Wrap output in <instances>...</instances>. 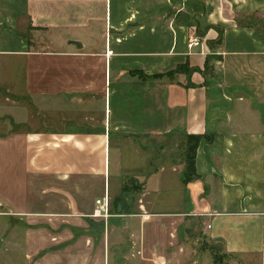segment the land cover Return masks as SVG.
<instances>
[{"label": "crops", "instance_id": "crops-1", "mask_svg": "<svg viewBox=\"0 0 264 264\" xmlns=\"http://www.w3.org/2000/svg\"><path fill=\"white\" fill-rule=\"evenodd\" d=\"M0 118V252L264 264V0H0Z\"/></svg>", "mask_w": 264, "mask_h": 264}, {"label": "rangeland", "instance_id": "rangeland-1", "mask_svg": "<svg viewBox=\"0 0 264 264\" xmlns=\"http://www.w3.org/2000/svg\"><path fill=\"white\" fill-rule=\"evenodd\" d=\"M30 31V29L28 30ZM28 110V109H27ZM16 113V111H15ZM20 114H22L21 112H19ZM28 113H29V110H28ZM30 114H28V117ZM27 117V116H26ZM16 118V117H15ZM17 118H21V119H24L23 116L21 117H17ZM2 118H0V122H1ZM6 120V121H5ZM11 120V119H10ZM5 123L6 126H9L10 128H12V130H15V129H18L19 126H17V124L11 120V122H9V120L7 118H3V120ZM8 124V125H7ZM19 124H27L26 122H19ZM188 141V139H186V142ZM185 143V140L183 141ZM182 142V143H183ZM189 145L192 144V141L188 142ZM133 173H137V172H133ZM129 175V176H128ZM126 175L127 178H125L124 180V191L123 193H134V192H137L138 190H140L142 188V186L140 185H135L134 182L130 179L132 177H134L136 174H128ZM129 178V179H128ZM129 203H125L124 205L125 206H128ZM166 206L165 204L163 203H160L158 204V209H164ZM108 212H109V208H108ZM95 220L97 221H90V220H85L87 221V224L89 225L88 227V230L90 231H87V234L91 233V235L93 236V238L95 240H97V238L99 237V235L101 234V223H102V220L103 221H106L107 219H104V218H95ZM81 224V223H80ZM102 227H103V223H102ZM84 227H76L75 228V235L76 236H82V234H84ZM96 234H98V236L96 237ZM51 251V250H50ZM45 253H48V252H45ZM34 254L33 252H29V257L28 256H25L24 254L20 253V252H16V251H2L0 252V264H35V261H36V257H34ZM42 255L41 253L38 255V257ZM220 257V256H219ZM220 259V258H219ZM50 264V263H49ZM57 264H68V260L66 258H63V260L61 262L58 261ZM72 264H78V261L76 260L75 262L73 261Z\"/></svg>", "mask_w": 264, "mask_h": 264}, {"label": "built area", "instance_id": "built-area-1", "mask_svg": "<svg viewBox=\"0 0 264 264\" xmlns=\"http://www.w3.org/2000/svg\"><path fill=\"white\" fill-rule=\"evenodd\" d=\"M201 46H202L201 42L196 36L189 38L188 44H187V49L189 50V54H195V53H192L191 50H193L194 48L200 47V52H198V54L201 56H204L205 53L201 50ZM107 55L109 56V52L107 53ZM95 203H96L97 208L93 211L92 217L93 218L107 219L108 218V199H107V196H104L101 200H97ZM208 228H209V226H208Z\"/></svg>", "mask_w": 264, "mask_h": 264}, {"label": "trees", "instance_id": "trees-1", "mask_svg": "<svg viewBox=\"0 0 264 264\" xmlns=\"http://www.w3.org/2000/svg\"><path fill=\"white\" fill-rule=\"evenodd\" d=\"M201 139L203 138L198 136H190L188 137V141L186 142L185 171H184V176L186 179H188L192 175L194 152H195V148L197 147ZM189 141L190 142L192 141L191 145H189L188 143Z\"/></svg>", "mask_w": 264, "mask_h": 264}, {"label": "water", "instance_id": "water-1", "mask_svg": "<svg viewBox=\"0 0 264 264\" xmlns=\"http://www.w3.org/2000/svg\"><path fill=\"white\" fill-rule=\"evenodd\" d=\"M74 45H75L77 48H81V45L78 44V43H74Z\"/></svg>", "mask_w": 264, "mask_h": 264}]
</instances>
